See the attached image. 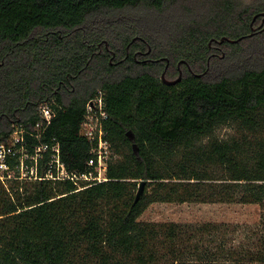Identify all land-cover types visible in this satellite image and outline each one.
Instances as JSON below:
<instances>
[{"label": "trees", "instance_id": "trees-1", "mask_svg": "<svg viewBox=\"0 0 264 264\" xmlns=\"http://www.w3.org/2000/svg\"><path fill=\"white\" fill-rule=\"evenodd\" d=\"M263 11L264 0H0V142L40 120L48 101L55 115L40 140L58 142L69 171L93 170L80 125L101 89L118 154L107 180L80 189L0 182V264L217 259L223 241L199 244L213 224L138 217L152 202L264 206ZM179 70L175 84L162 81ZM225 123L239 136L213 137Z\"/></svg>", "mask_w": 264, "mask_h": 264}, {"label": "built area", "instance_id": "built-area-1", "mask_svg": "<svg viewBox=\"0 0 264 264\" xmlns=\"http://www.w3.org/2000/svg\"><path fill=\"white\" fill-rule=\"evenodd\" d=\"M40 120L27 126L20 125L7 139L0 142V182L6 187L13 181L36 179L72 180L82 188L84 182L98 183L107 180L108 161L112 156L110 141L106 138L103 123L107 118L104 110L103 91L97 90L86 103L85 118L80 125V134L90 143L87 169L71 172L61 158L58 142L41 141L45 131L55 115L51 103L44 101L38 106ZM40 169H44L40 173Z\"/></svg>", "mask_w": 264, "mask_h": 264}, {"label": "rangeland", "instance_id": "rangeland-1", "mask_svg": "<svg viewBox=\"0 0 264 264\" xmlns=\"http://www.w3.org/2000/svg\"><path fill=\"white\" fill-rule=\"evenodd\" d=\"M240 130L233 124L219 125L212 136L218 139L238 137ZM208 138L205 137L204 141ZM118 154L112 152V158ZM106 173L102 170L101 175ZM149 188V187H148ZM147 188V189H148ZM143 221H174L203 225L213 224L217 229L207 239H200L201 250L208 244L214 251L219 241L225 243L226 249L219 252L220 256L206 262L200 260L181 261V264H264V260H256L264 247V206L257 203L237 202H152L138 217ZM208 237H210L208 239ZM211 239L216 240L212 242ZM225 257V258H224ZM253 259H250V258ZM209 259V258H208Z\"/></svg>", "mask_w": 264, "mask_h": 264}, {"label": "water", "instance_id": "water-1", "mask_svg": "<svg viewBox=\"0 0 264 264\" xmlns=\"http://www.w3.org/2000/svg\"><path fill=\"white\" fill-rule=\"evenodd\" d=\"M261 14H264V11L261 12ZM223 38H224V37H222V39H223ZM222 39H221V40H222ZM226 39H227L228 41H230V42H236V41L238 40V39H229V38H226ZM188 68L190 69L189 65H188ZM181 74H182V72H181V70H179L178 76H177L175 79H172V80H168V79H166L165 76H164V72L161 73L160 77H161L162 81H163L164 83H166V84H175L177 81H179V80L181 79ZM195 75L200 76L201 73H196ZM126 135H127V136L129 137V139L132 141V144H131V145H132L133 152H134V153H137V152H138V147H137V144L134 142V134H133L132 130L129 129V130L126 132ZM144 184H145V180H141V181L139 182V184H138V189H137L136 194H135L134 202H136V201L139 199L140 195L142 194L143 189H144Z\"/></svg>", "mask_w": 264, "mask_h": 264}]
</instances>
